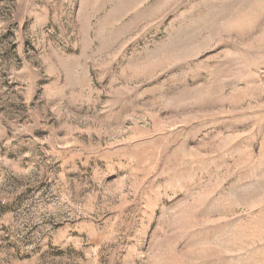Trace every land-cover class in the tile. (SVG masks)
I'll use <instances>...</instances> for the list:
<instances>
[{"label": "rangeland", "instance_id": "1", "mask_svg": "<svg viewBox=\"0 0 264 264\" xmlns=\"http://www.w3.org/2000/svg\"><path fill=\"white\" fill-rule=\"evenodd\" d=\"M0 264H264V0H0Z\"/></svg>", "mask_w": 264, "mask_h": 264}]
</instances>
